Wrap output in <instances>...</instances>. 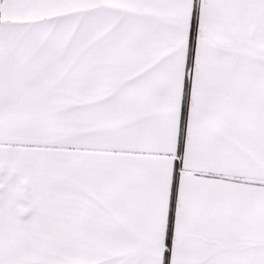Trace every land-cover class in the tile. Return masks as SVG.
Listing matches in <instances>:
<instances>
[{"label": "snow or ice", "instance_id": "1", "mask_svg": "<svg viewBox=\"0 0 264 264\" xmlns=\"http://www.w3.org/2000/svg\"><path fill=\"white\" fill-rule=\"evenodd\" d=\"M0 264H264V0H0Z\"/></svg>", "mask_w": 264, "mask_h": 264}]
</instances>
